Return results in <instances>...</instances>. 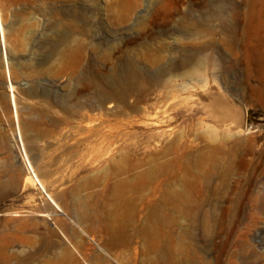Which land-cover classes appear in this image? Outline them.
<instances>
[{
	"label": "rangeland",
	"instance_id": "rangeland-1",
	"mask_svg": "<svg viewBox=\"0 0 264 264\" xmlns=\"http://www.w3.org/2000/svg\"><path fill=\"white\" fill-rule=\"evenodd\" d=\"M246 1L0 0V264H215L220 243V264H264V0L242 35ZM190 51L205 79L188 85ZM128 67L149 88L113 96ZM215 95L238 115L217 97V124ZM130 104L147 114H123ZM89 120L122 122L113 147L77 132ZM174 139L193 158L218 144L243 162L204 195L179 170L166 217L156 166L173 155L154 153Z\"/></svg>",
	"mask_w": 264,
	"mask_h": 264
},
{
	"label": "bare ground",
	"instance_id": "bare-ground-1",
	"mask_svg": "<svg viewBox=\"0 0 264 264\" xmlns=\"http://www.w3.org/2000/svg\"><path fill=\"white\" fill-rule=\"evenodd\" d=\"M244 6H245V10L242 12V14L240 16V19H241L240 30L242 31L241 32L242 35L246 34V32L248 30L247 27H245L246 26V22H247L248 19H250L251 16H253L252 12L255 9V3L252 0H247L245 2ZM261 21H262L261 19L257 20L256 26H255V30L256 31H258L259 26H261V23H262ZM194 30H195V28L193 27L192 22L188 23L187 24V28L185 29V32L187 34H192L194 32ZM2 52H3V56L6 58L5 40H4V26H3V22H2V18H1V12H0V54H1V59H2ZM129 59H131V58H129ZM184 61H186L187 65L189 67L184 72H182V74L184 76L182 74L181 75L183 77H185L186 80H188V82H186L188 85L190 83L194 84V82H200V81H203L205 79V77L201 74V71H200V62H199L200 59L198 61V57H197V55L194 52L190 51L188 53V55L186 56V60H184ZM177 65L178 64H176L174 62H171L169 67L177 68L178 67ZM179 68H181V67H179ZM162 70L164 71L163 73L166 72L164 68ZM138 74H139V72L134 67H130V68L128 67L127 71L126 70L124 71V69H122V70L121 69H117L113 79L110 78V81H108V84H110L114 88V95L113 96H116V95L120 94V92L123 93L126 96L131 91V88L134 87V86H138V88H141L142 90H147L149 87L147 88L145 86L144 82L143 83L140 82V78H139ZM130 76H133L134 78L130 79L129 78ZM169 79H168V81H169ZM143 80L145 81L146 79L143 78ZM160 82H161V84L165 83V82H163V80H161ZM179 82H181V81H179ZM173 84H174V82H173ZM185 85H182V86H185ZM147 86H148V84H147ZM165 86H167V85H165ZM177 86H178V83H177ZM180 87H181V85H180ZM217 97L218 98H223L224 100L227 101L226 105L229 107V111H230V113L232 115H238V114L233 112L234 109L232 107V103H231V101H229V99L227 97H224V96H221V95L212 96L210 99H207L205 101V104H206V106L208 108H210L209 109L210 113L213 114V117L215 118V121H216L217 124H223L225 122V119H226L223 115H221L220 113H218L216 111V107L215 106H211V104L213 103V101ZM11 102H12L13 106H15L13 95H11ZM111 103H112V101H111ZM96 111L98 112V110H96ZM96 111H95V113H97ZM100 111L102 112V110H100ZM131 111L136 112L137 115H139V116H142V115L144 116V114H147V110H145V107H138L136 104L127 105V107L124 108L122 113L123 114H125V113L129 114V112H131ZM82 112H84V111H82ZM141 112H143V114H140ZM86 115H87V113H86ZM101 116H102V114L101 115L98 114L93 120L95 121L96 118H98V117L101 118ZM89 118H91V117H89ZM90 122L91 121L89 120L87 123H85L83 125V127L82 126L79 127V131H77L78 129L76 131L80 134V130L84 129L85 130L84 134H85L86 137L92 136V135H95V136L99 137L101 143H103V145H105L106 148H108L109 146H111V145H113L115 143V139H114L112 131H110V129L112 128L111 126L121 125L122 122L120 120L115 121L114 123H108V122H107L108 124L107 123L106 124L102 123L101 127H99V126L92 127ZM105 127H107V130H108L107 133L104 132V128ZM234 128H236V127L234 126ZM18 135L20 136L19 132H18ZM111 147H113V146H111ZM207 148H208L209 151L217 150V155H213V154L209 153V155H207V156H205V157H203L201 159H196V158L191 157L189 154H186L183 151L179 153L178 146H177V143H176L175 139L167 141L163 147H161L160 149H158V151L156 153H154V154H158V153H164V154L172 153V155H173L170 159H168V160H166V161H164V162H162V163H160V164H158L156 166L158 168H161L163 170V172H164L163 173V182H164L165 187H164V193H163V207H164V215H166V217L170 216L169 210H170V205H172V200H173L171 193H169V191H170V183H171V180H177L178 179L177 178V172H179V170L184 169L185 171L191 173L192 176L194 177L193 178L194 181L200 187L199 188V193L201 195H204V193L207 190L210 182L213 179V176H215V175L218 176L219 179L221 181H223V182L228 181V180H226L227 176L235 168H239V166L243 162L242 158H240V157L238 159L235 158V155L233 154V151H234L233 146L228 147L227 149H225L224 147H222V146L217 144V145L207 146ZM183 176H184V174H183ZM33 177L39 183L40 188L42 190H44L42 183L39 181V179L36 177V175L34 173H33ZM177 195L179 196L178 192H175V197ZM197 195H198V193H197ZM48 198L51 200L53 205L57 209L60 210L59 206L51 199V197L49 195H48ZM195 207H197V206H195ZM169 223H170V221H169ZM195 224H196V220H192V226L193 227L195 226ZM223 246H224L223 243H220V244L216 245L217 256H216L215 264H220V257H221V254L223 253ZM195 256H197V255H195ZM196 264H199V263H196Z\"/></svg>",
	"mask_w": 264,
	"mask_h": 264
}]
</instances>
